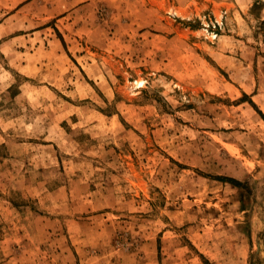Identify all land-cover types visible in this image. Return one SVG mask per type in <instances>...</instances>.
<instances>
[{"label":"rangeland","instance_id":"obj_1","mask_svg":"<svg viewBox=\"0 0 264 264\" xmlns=\"http://www.w3.org/2000/svg\"><path fill=\"white\" fill-rule=\"evenodd\" d=\"M0 264H264V0H0Z\"/></svg>","mask_w":264,"mask_h":264},{"label":"bare ground","instance_id":"obj_2","mask_svg":"<svg viewBox=\"0 0 264 264\" xmlns=\"http://www.w3.org/2000/svg\"><path fill=\"white\" fill-rule=\"evenodd\" d=\"M143 83H144V82H143L142 80H140V81L138 80V81H137V85H142Z\"/></svg>","mask_w":264,"mask_h":264}]
</instances>
